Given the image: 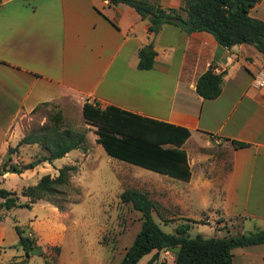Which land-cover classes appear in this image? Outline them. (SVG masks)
<instances>
[{"label": "crops", "instance_id": "0c3cea01", "mask_svg": "<svg viewBox=\"0 0 264 264\" xmlns=\"http://www.w3.org/2000/svg\"><path fill=\"white\" fill-rule=\"evenodd\" d=\"M159 2L185 16L183 0ZM249 14L264 20V0ZM148 26L129 5L107 0H1L0 162L44 102L63 115L69 105L82 113L85 101L116 105L189 129L181 146L191 169L185 182L193 186L192 158L200 168L194 186L209 188L210 215L238 216L264 229V88L254 85L264 56L249 44L221 47L206 31L164 24L152 34ZM149 44L154 65L138 69V50ZM211 64L223 73L221 92L204 99L195 84ZM232 140L247 145L235 147ZM206 163L212 174L222 170L218 182L206 176ZM232 254L233 264H264V243Z\"/></svg>", "mask_w": 264, "mask_h": 264}, {"label": "trees", "instance_id": "16d2710c", "mask_svg": "<svg viewBox=\"0 0 264 264\" xmlns=\"http://www.w3.org/2000/svg\"><path fill=\"white\" fill-rule=\"evenodd\" d=\"M107 1L109 4L123 3L132 7L149 22V33L157 34L164 24L177 25L176 20L180 18L190 24L189 32L206 31L213 35L221 47L231 48L237 44H249L264 56V20L249 14L250 9L260 0H183L184 6L180 9L185 12V16L176 8H163L159 0ZM155 55L156 52L152 48L148 49L146 46L140 48L137 68L151 69ZM222 79L223 73L215 72L211 64L198 76L195 91L204 99H214L221 92ZM49 105L51 108L56 106L50 102L41 104L44 107ZM39 107H35L33 112ZM82 115L85 126L93 129L95 142L108 156L175 179L190 180L191 169L187 153L181 147L191 134L189 129L116 105L102 107L98 102L85 101ZM49 119L51 122L28 130L16 146L9 147V161L10 154L17 152L22 145H39L46 151L45 161L49 163L66 156L72 150H81L83 153L87 151L84 129L62 125L61 110L55 111ZM232 143L235 147L247 145L236 140H232ZM10 163L6 166L5 161L2 168L22 173L34 167L32 162L21 165L11 161ZM73 169V165H63L54 177L49 174L42 175L36 184L22 188L21 194L28 197L30 203L40 199L50 200L61 192L60 187L68 185ZM0 198L3 199L0 207L7 210L21 206L15 191L0 188ZM120 200L131 204L140 212L141 226L118 264H138L146 254L170 249L174 250V264H233V248L264 243V229L259 228L248 233L205 238L201 235L191 237L190 224L181 223L174 233H165L153 219L155 202L148 193L137 188H126L120 193ZM17 231L19 244L27 256L35 251L44 257L45 264H54L55 257L60 252L58 246L49 247L54 251L53 256H50L37 245L35 238L22 235L19 228ZM154 259L155 254L146 264H152Z\"/></svg>", "mask_w": 264, "mask_h": 264}, {"label": "rangeland", "instance_id": "374dc122", "mask_svg": "<svg viewBox=\"0 0 264 264\" xmlns=\"http://www.w3.org/2000/svg\"><path fill=\"white\" fill-rule=\"evenodd\" d=\"M68 107L63 112L62 125L86 131L85 153L72 150L49 163L45 161L46 151L39 145L18 148L13 153V163L32 162L34 167L22 173L9 171L4 177L3 170L8 169H3L2 164L5 161L6 166L11 163L7 157L0 162V188L15 191L21 204L9 210L0 207V264H45L44 257L35 251L26 255L19 244L17 228L22 235L35 238L37 245L50 256L54 251L49 247L58 246L60 252L54 264H118L141 226L140 212L120 200V193L126 188L148 193L155 202L153 219L165 233H174L181 223L190 224L191 237H224L257 229L250 222L243 223V218L238 216L225 220L214 212L210 215V208L206 207L209 188L201 182L194 186L199 181L200 168L192 158L193 186L112 158L95 142L93 129L85 126L79 109L72 105ZM57 110H60L57 105L39 107L26 132L51 122L49 118ZM206 164V176L218 182L222 170L212 174L208 170L210 163ZM63 165H73L74 169L70 172L68 185L60 187L58 195L30 203L28 197L21 194L22 188L36 184L42 175L56 176ZM228 167L225 161L224 169ZM2 200L0 198V202ZM154 254L152 264H174V250L171 249L146 254L138 264H146Z\"/></svg>", "mask_w": 264, "mask_h": 264}, {"label": "built area", "instance_id": "2783aa9c", "mask_svg": "<svg viewBox=\"0 0 264 264\" xmlns=\"http://www.w3.org/2000/svg\"><path fill=\"white\" fill-rule=\"evenodd\" d=\"M254 85L264 88V69L254 77Z\"/></svg>", "mask_w": 264, "mask_h": 264}, {"label": "water", "instance_id": "95a60500", "mask_svg": "<svg viewBox=\"0 0 264 264\" xmlns=\"http://www.w3.org/2000/svg\"><path fill=\"white\" fill-rule=\"evenodd\" d=\"M234 7H235V6H234ZM176 24H177L179 27H181L182 29H184V30H189V29H190V24L187 23L186 21L180 19V18H178V19L176 20ZM147 48H148V49H151V46H147ZM5 171H9V170H5Z\"/></svg>", "mask_w": 264, "mask_h": 264}]
</instances>
